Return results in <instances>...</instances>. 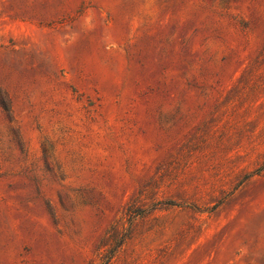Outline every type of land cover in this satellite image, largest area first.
<instances>
[{
  "label": "rangeland",
  "instance_id": "1",
  "mask_svg": "<svg viewBox=\"0 0 264 264\" xmlns=\"http://www.w3.org/2000/svg\"><path fill=\"white\" fill-rule=\"evenodd\" d=\"M106 256L264 264V0H0V264Z\"/></svg>",
  "mask_w": 264,
  "mask_h": 264
},
{
  "label": "trees",
  "instance_id": "2",
  "mask_svg": "<svg viewBox=\"0 0 264 264\" xmlns=\"http://www.w3.org/2000/svg\"><path fill=\"white\" fill-rule=\"evenodd\" d=\"M258 172H260V169H258L257 171H255L254 174H258ZM168 205L177 206V205H173V204H168ZM112 251H113V248H112ZM110 253H111V251H110ZM105 258H107V259H106V261L103 264H108L110 257L109 256H106Z\"/></svg>",
  "mask_w": 264,
  "mask_h": 264
}]
</instances>
